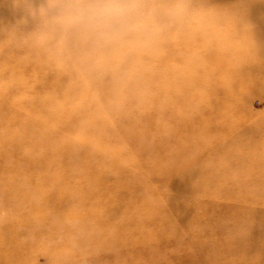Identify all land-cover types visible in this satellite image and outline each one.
<instances>
[{
	"label": "rangeland",
	"instance_id": "rangeland-1",
	"mask_svg": "<svg viewBox=\"0 0 264 264\" xmlns=\"http://www.w3.org/2000/svg\"><path fill=\"white\" fill-rule=\"evenodd\" d=\"M153 1L0 0V264H264V0Z\"/></svg>",
	"mask_w": 264,
	"mask_h": 264
},
{
	"label": "clouds",
	"instance_id": "clouds-1",
	"mask_svg": "<svg viewBox=\"0 0 264 264\" xmlns=\"http://www.w3.org/2000/svg\"><path fill=\"white\" fill-rule=\"evenodd\" d=\"M42 14L47 9H41ZM64 10H60L63 15ZM70 22L94 37L100 45L120 38L140 27L145 12L137 0H86L75 4L70 10Z\"/></svg>",
	"mask_w": 264,
	"mask_h": 264
},
{
	"label": "bare ground",
	"instance_id": "bare-ground-1",
	"mask_svg": "<svg viewBox=\"0 0 264 264\" xmlns=\"http://www.w3.org/2000/svg\"><path fill=\"white\" fill-rule=\"evenodd\" d=\"M153 1V0H152ZM215 4L217 3V5H219V6H222V1H219L218 0V2H216L215 0H212ZM154 2V1H153ZM82 4V3H81ZM158 4V3H157ZM154 5V4H153ZM160 10V9H159ZM219 10V9H218ZM152 17L153 18H159V16H160V12H153L152 14ZM167 16V15H166ZM170 17V16H169ZM66 32V31H65ZM92 40H94V39H91L90 40V42L92 41ZM158 41H159V39H158ZM111 41H109V42H107V43H103V44H100V45H98V46H103L104 45V47H106V46H108V45H110V46H112L113 45V43L111 42ZM65 43V42H64ZM76 42H70L69 44H67V45H65L66 46V48L67 47H70L69 45H71V44H75ZM86 49V48H85ZM85 49H83V50H85ZM122 67V66H121ZM126 67V66H125ZM128 69H129V67H128ZM98 76H100V75H98ZM103 82V81H102ZM208 83H210V84H212L210 81L208 82ZM112 88V87H111ZM97 90H98V87L96 88ZM107 89L109 90L110 89V85L109 86H107ZM107 89H106V91H107ZM134 89H138V87L136 86ZM226 95V94H225ZM112 106H114V105H116V106H118L119 107V109H120V114H118V116H117V121H120V122H122V121H126L127 119H128V115H131L132 114V112H135V113H138V112H145V108H146V105H145V101H142V99H140V98H137V99H132V100H127V101H125V100H122V99H116V100H114V101H112L111 103H110ZM153 105H157L158 104V101L157 100H154L153 101V103H152ZM111 106V107H112ZM117 115V114H116ZM147 115V114H146ZM146 115H145V117L143 116V118H142V116L140 115L138 118H140V123H145V122H147L148 121V119H147V117H146ZM119 122V123H120ZM158 153H159V151H158ZM154 159H156L155 157H153ZM150 167V166H149ZM152 170H151V172L155 175V176H157L158 175V173H159V170H160V166L158 165V164H154V165H152V167H150ZM222 247V246H221ZM248 262V261H247Z\"/></svg>",
	"mask_w": 264,
	"mask_h": 264
}]
</instances>
